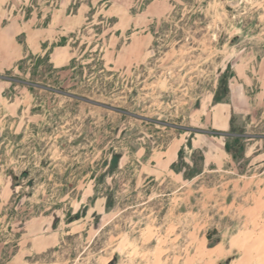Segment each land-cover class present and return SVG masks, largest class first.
I'll return each instance as SVG.
<instances>
[{
    "label": "rangeland",
    "instance_id": "374dc122",
    "mask_svg": "<svg viewBox=\"0 0 264 264\" xmlns=\"http://www.w3.org/2000/svg\"><path fill=\"white\" fill-rule=\"evenodd\" d=\"M0 264H264V0H0Z\"/></svg>",
    "mask_w": 264,
    "mask_h": 264
},
{
    "label": "flooded vegetation",
    "instance_id": "af4514ba",
    "mask_svg": "<svg viewBox=\"0 0 264 264\" xmlns=\"http://www.w3.org/2000/svg\"><path fill=\"white\" fill-rule=\"evenodd\" d=\"M218 96V95H217ZM217 96H216V98H215V100H214V102L216 103V104H218L219 102H222L223 101V99H220V96L217 98Z\"/></svg>",
    "mask_w": 264,
    "mask_h": 264
}]
</instances>
